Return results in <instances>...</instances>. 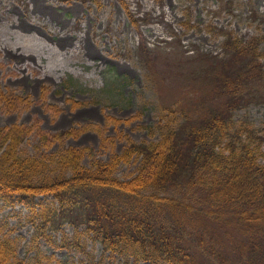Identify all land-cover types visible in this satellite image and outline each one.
<instances>
[{"label": "trees", "instance_id": "16d2710c", "mask_svg": "<svg viewBox=\"0 0 264 264\" xmlns=\"http://www.w3.org/2000/svg\"><path fill=\"white\" fill-rule=\"evenodd\" d=\"M263 39L228 37L223 57L197 50L195 59L202 66L193 75H204L211 83L206 88L187 85L181 96L188 100L160 105L159 123L142 126L153 139L130 140L121 152L108 160L94 159L91 166L82 162L85 150L74 146L23 154L21 145L35 132L39 145L50 147L86 129L99 131L93 124L62 132L18 123L0 126V198L9 205H27L33 223L40 218L33 242L47 225L55 229L69 222L76 235L64 242L82 249L78 234L84 224L105 250L132 251L137 259L264 264V164L257 156L264 152L251 145L255 133L249 123L233 120V111L245 101L264 100ZM4 99L0 91V101ZM10 99L28 105L22 97L10 94ZM187 105L200 110L191 112ZM111 122L117 120L110 117ZM133 158L141 159L137 172L118 177L119 166ZM41 195L53 200L37 202ZM17 241L0 229V264L52 260L36 256V262H26L18 255Z\"/></svg>", "mask_w": 264, "mask_h": 264}, {"label": "rangeland", "instance_id": "374dc122", "mask_svg": "<svg viewBox=\"0 0 264 264\" xmlns=\"http://www.w3.org/2000/svg\"><path fill=\"white\" fill-rule=\"evenodd\" d=\"M263 35L264 0H0V91L5 96L0 126L18 123L62 132L93 124L100 132L86 129L50 147L40 146L33 132L21 145L23 154L74 146L85 150L82 162L91 166L94 159L121 152L130 140L153 139L142 126L159 123L160 105L188 100L181 96L187 85L211 83L193 75L202 66L197 50L223 57L228 37ZM260 51L264 64V39ZM10 94L28 105L11 102ZM233 113L237 125L249 123L255 133L251 145L264 152V100L250 98ZM110 117L117 123H108ZM257 156L264 164V155ZM140 162L122 163L116 175L130 178ZM35 200L49 202L53 196ZM31 216L27 205L0 198L2 235L17 238L18 255L26 262L51 256L43 264H170L137 259L132 251L105 250L84 224L78 234L84 249L64 242L76 235L69 222L55 229L47 225L33 242L40 218L33 223Z\"/></svg>", "mask_w": 264, "mask_h": 264}]
</instances>
